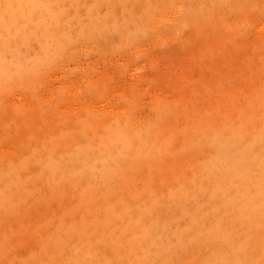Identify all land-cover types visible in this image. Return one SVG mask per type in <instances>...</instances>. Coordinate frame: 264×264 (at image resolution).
Here are the masks:
<instances>
[{
	"label": "rangeland",
	"instance_id": "obj_1",
	"mask_svg": "<svg viewBox=\"0 0 264 264\" xmlns=\"http://www.w3.org/2000/svg\"><path fill=\"white\" fill-rule=\"evenodd\" d=\"M8 3L21 1L0 5ZM51 4L21 17L33 27L44 13L50 26L17 32L9 42L15 51L8 62L0 55V166L21 164L15 177L20 192L0 201V264L28 256L27 264L66 259L65 246L58 248L46 235L68 218L62 212L75 205L76 188L65 186L63 179L26 184V158L47 144L59 153L70 152L85 121L94 124L95 132L119 122L129 136L138 131L145 147H161L168 137L171 152L163 163L134 171L160 188L174 184L182 170L191 174L195 164L209 157L197 120L208 116L216 131L221 123L239 118L258 124L264 114V0ZM188 13L197 17L184 19ZM60 31L68 32L71 42ZM0 36L4 41L5 35ZM67 170L69 175L98 174L89 166ZM35 176L43 177L41 172ZM137 191L145 193L141 187ZM41 238L42 254L36 251Z\"/></svg>",
	"mask_w": 264,
	"mask_h": 264
},
{
	"label": "bare ground",
	"instance_id": "obj_2",
	"mask_svg": "<svg viewBox=\"0 0 264 264\" xmlns=\"http://www.w3.org/2000/svg\"><path fill=\"white\" fill-rule=\"evenodd\" d=\"M20 1L19 5L25 7L8 17L11 45L17 32L30 33L35 26L46 29L51 23L45 21L44 13L40 14L39 21L31 23L33 27H28V21L22 22L21 17L41 12V7L32 8L31 5H50L53 0ZM194 16L197 17L188 13L182 17ZM59 34L64 37L65 33L60 31ZM0 35H8L3 24H0ZM60 40L58 44L63 43ZM3 43L0 42V48ZM32 116L30 113V119ZM197 121L196 128L204 134L203 145L210 149L209 157L195 164L191 174L182 170L174 184L160 188L152 186L149 177L138 178L134 171L157 162L162 164V158L171 152L168 137L161 147H145L138 131L129 136V130L119 122L112 128L95 132L94 124L85 121L80 141L68 150L70 152L59 153L47 144L26 158L29 160L26 184H34L39 179L43 182L63 179L65 186L76 188L73 192L75 205L62 212L68 218L60 219L46 235L54 238L58 248L65 246L68 252L59 264H100L101 261H114L115 264H264V253L260 252L264 249L260 194V135L264 114L260 115L258 124L249 125L239 118L221 123L223 125L216 131L212 130L214 127L208 116ZM150 132L151 128L147 130ZM149 150L155 152L150 154ZM237 154L239 159L234 164L227 163ZM6 163L0 166V201L12 198L21 189L15 178L21 164ZM85 166L95 168L98 174L71 175L67 170ZM36 172H41L43 177L35 176ZM67 173L69 176L65 177ZM137 187L145 193L138 192ZM85 228L90 229L85 231ZM42 242L41 238L36 244V251L41 254ZM28 257L19 258L16 263L9 258L7 264H27Z\"/></svg>",
	"mask_w": 264,
	"mask_h": 264
},
{
	"label": "snow or ice",
	"instance_id": "obj_3",
	"mask_svg": "<svg viewBox=\"0 0 264 264\" xmlns=\"http://www.w3.org/2000/svg\"><path fill=\"white\" fill-rule=\"evenodd\" d=\"M23 7L25 6L8 3L2 6L3 11L0 12V24H3L8 30V35L4 37L3 51H2V54H0L2 55V58L5 63L8 62V59H7L8 55L11 52L15 51V49H10V46H9V41L11 39V27L9 25L8 17L14 16L15 11L18 8H23ZM30 7L50 8L51 5L40 4V5H31ZM63 39L68 42H71L72 38L68 33H65ZM238 159H239V154H237L232 159L227 161V163H229L230 165L234 164ZM260 170H261L260 171V194H261V200H262L261 211L262 213H264V128L261 129V135H260ZM100 264H115V262L114 261H101ZM226 264H229V262H226ZM230 264H246V262H230Z\"/></svg>",
	"mask_w": 264,
	"mask_h": 264
}]
</instances>
